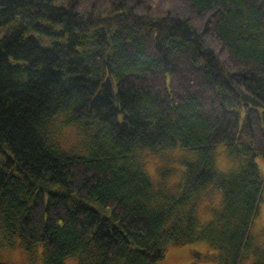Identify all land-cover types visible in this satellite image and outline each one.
<instances>
[{
  "label": "trees",
  "instance_id": "obj_1",
  "mask_svg": "<svg viewBox=\"0 0 264 264\" xmlns=\"http://www.w3.org/2000/svg\"><path fill=\"white\" fill-rule=\"evenodd\" d=\"M177 148L195 159L156 186L146 157ZM0 152L4 246L39 244L43 264H158L200 242L215 264H264V0H0Z\"/></svg>",
  "mask_w": 264,
  "mask_h": 264
},
{
  "label": "rangeland",
  "instance_id": "obj_2",
  "mask_svg": "<svg viewBox=\"0 0 264 264\" xmlns=\"http://www.w3.org/2000/svg\"><path fill=\"white\" fill-rule=\"evenodd\" d=\"M66 135L69 139H72L73 137L70 132H67ZM177 149L168 152H162L156 155H148L146 157L144 170L156 186H161L163 184L171 189H177L183 179L186 162L188 160L192 161L196 157L195 152L187 151L182 148H179L180 151L178 154H176ZM4 157V154L0 152V160L4 159ZM256 163L261 175L264 176V160L261 158H256ZM233 166V162L226 155L225 147L222 148L221 145L218 146L215 153L216 169L222 173H228L233 168ZM222 202L223 192L218 190H215L211 196L202 198L201 201L197 204V214L200 222L202 224L210 222L213 219V211L215 212L217 210H220ZM202 205H204L203 208H201ZM262 212H264V193L263 200L260 203L259 211L254 219L251 230L254 227L256 221L260 220ZM251 230V237L255 240L256 244L260 245L259 239L261 236H264V228H261L260 232L255 236L252 235ZM5 242V238L0 233V252L5 249H16V247L12 249L5 247ZM200 245L205 246L204 251H201V248L199 247ZM209 250L211 249L208 247V245L202 242L187 244L184 246H176L170 244L166 249L164 258L158 264H189V262L190 264H215L214 260L208 256V254L212 252V250L210 252ZM25 253H27V256L24 261H0L7 264H36L37 249L33 253H28L26 251ZM213 253L214 252H212L211 254ZM40 255L42 256V252H40ZM69 259L74 260L75 264H78L79 262L77 258H68L65 260V264H67V261Z\"/></svg>",
  "mask_w": 264,
  "mask_h": 264
},
{
  "label": "clouds",
  "instance_id": "obj_3",
  "mask_svg": "<svg viewBox=\"0 0 264 264\" xmlns=\"http://www.w3.org/2000/svg\"><path fill=\"white\" fill-rule=\"evenodd\" d=\"M76 141L73 140L72 143H75ZM70 145L68 144H61V148L64 150H67V148ZM221 147L223 148L224 146L221 145ZM180 151V149L178 148L176 150V154H178ZM204 205L201 206V208H203ZM261 228H264V212H262L261 218L260 220L256 221L254 227L252 228V235H257V233L260 232ZM259 244L264 247V236H261L259 239ZM201 248V251H204L205 246L200 245L199 246ZM37 248V261L36 264H43V257L40 255V252L42 250V246L37 244L36 245ZM210 251V250H209ZM27 253H25V251L22 248H16L14 250H3L2 252H0V260L2 261H9V260H14V261H24L26 259ZM254 258L250 255L248 257V259L246 261H244V264H253ZM67 264H75V261L72 259H69L67 261Z\"/></svg>",
  "mask_w": 264,
  "mask_h": 264
},
{
  "label": "crops",
  "instance_id": "obj_4",
  "mask_svg": "<svg viewBox=\"0 0 264 264\" xmlns=\"http://www.w3.org/2000/svg\"><path fill=\"white\" fill-rule=\"evenodd\" d=\"M208 247H209V246H208ZM209 248H210V247H209ZM210 249H211V248H210ZM211 250H212V249H211ZM211 250H210V251H211ZM210 251H209V252H210ZM212 252H213V250H212ZM212 252H211V253H212Z\"/></svg>",
  "mask_w": 264,
  "mask_h": 264
},
{
  "label": "snow or ice",
  "instance_id": "obj_5",
  "mask_svg": "<svg viewBox=\"0 0 264 264\" xmlns=\"http://www.w3.org/2000/svg\"><path fill=\"white\" fill-rule=\"evenodd\" d=\"M189 264H190V262H189Z\"/></svg>",
  "mask_w": 264,
  "mask_h": 264
}]
</instances>
